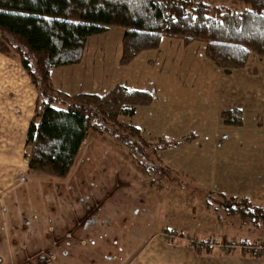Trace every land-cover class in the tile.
<instances>
[{"label":"rangeland","instance_id":"1","mask_svg":"<svg viewBox=\"0 0 264 264\" xmlns=\"http://www.w3.org/2000/svg\"><path fill=\"white\" fill-rule=\"evenodd\" d=\"M123 32L118 27H107L102 34L89 37L81 62L52 69L50 79L52 88L67 94H102L115 84L150 93L149 105L137 107L130 118H118L123 127L133 125L144 133L141 138L148 144L142 149L145 166L130 160L127 148L116 142L110 132L129 141L132 138L107 124L109 129L102 135L88 134L64 180L70 179L80 159L88 161L96 156L92 163L83 164L78 173L84 174L81 180L96 184L90 187L88 197L92 196L94 208L104 207V215L128 214L133 208L142 207L137 202L142 194L151 195L166 204L162 205L164 208L158 206V215L166 220L163 226L174 231L172 244L187 246L188 240L207 241L215 243L213 250L218 247L223 251L221 243L232 239L237 241L231 243H238L241 237L264 243V226L244 225L237 216H224L223 209L218 208L221 200L232 198H245L264 206V55H249L244 69L227 74L204 56L202 44L183 45L176 39L162 37L156 49L121 65ZM7 40L0 37V195L24 179L57 180L27 170L25 156L29 147L25 146V132L38 93L9 43L12 40ZM14 83L22 85L32 97L22 132L21 113L17 108L10 110L18 101L12 91ZM233 110L240 112V124L224 123L222 113ZM11 125L16 129L14 134L8 130ZM17 130L19 139L12 146ZM189 137L192 138L175 148L151 155V148L160 139L179 141ZM147 163L152 164V170H148ZM127 197L134 204L127 203ZM98 230L91 228L94 236L86 241L95 246L108 244L110 238L103 233V227ZM116 239L118 248L124 251L121 238ZM189 245L201 254L202 249ZM234 250L252 255L243 249ZM56 255V264H75L59 259L63 253Z\"/></svg>","mask_w":264,"mask_h":264},{"label":"trees","instance_id":"2","mask_svg":"<svg viewBox=\"0 0 264 264\" xmlns=\"http://www.w3.org/2000/svg\"><path fill=\"white\" fill-rule=\"evenodd\" d=\"M107 27L124 31L121 65L156 49L162 37L183 45L202 44L204 56L227 74L244 69L249 55H264V0H0V37L12 40L9 43L38 93L25 135L30 173L66 179L88 134L102 135L109 129L107 124L132 138L110 132L127 148L130 160L145 166L142 149L148 144L141 130L123 127L118 118H130L137 107L149 105L150 93L120 84L102 94H67L52 88L50 71L79 64L87 39ZM222 119L240 124V112L222 113ZM191 138L160 139L151 155ZM147 164L152 170V164ZM220 202L224 216H237L244 225L264 226V206L245 198Z\"/></svg>","mask_w":264,"mask_h":264},{"label":"crops","instance_id":"3","mask_svg":"<svg viewBox=\"0 0 264 264\" xmlns=\"http://www.w3.org/2000/svg\"><path fill=\"white\" fill-rule=\"evenodd\" d=\"M12 89L18 101L10 110L17 108L21 113L22 132L30 115L32 97L22 85L14 83ZM8 130L16 133L12 125ZM16 137L12 146L19 139L18 130ZM88 149L90 152L91 144ZM95 158L80 159L67 181L28 178L1 193L0 264H56L57 253L64 254L59 259L75 264H264L263 256L245 255L240 250L226 252L218 247L216 250L205 247L197 254L192 245L172 244L174 231L163 226L166 220L158 215V206L164 208L165 203L158 197L142 194V198H137L142 207L133 208L128 214L111 212L104 215V207L94 208L92 196L88 197L90 187L96 184L81 180L84 174L78 173L83 164ZM125 199L127 203H133L129 197ZM100 227L110 238L108 244L99 242L95 246V243L87 242L88 237L94 236L91 228L99 231ZM117 236L121 238V246L126 247L124 251L118 248ZM79 254L83 256L79 257Z\"/></svg>","mask_w":264,"mask_h":264},{"label":"built area","instance_id":"4","mask_svg":"<svg viewBox=\"0 0 264 264\" xmlns=\"http://www.w3.org/2000/svg\"><path fill=\"white\" fill-rule=\"evenodd\" d=\"M189 244H194V246L199 249L203 250L205 247L209 246L210 248H213L215 243H207L206 242H198V241H192L188 240ZM220 247L224 251H233L236 248L243 249L244 251L254 255V254H261L264 256V244L260 242H254V243H231V242H223L220 244Z\"/></svg>","mask_w":264,"mask_h":264}]
</instances>
